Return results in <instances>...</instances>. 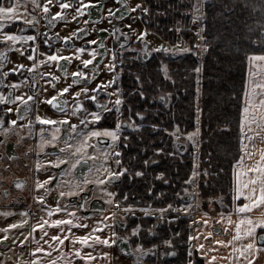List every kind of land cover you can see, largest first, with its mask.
<instances>
[{
  "label": "flooded vegetation",
  "instance_id": "flooded-vegetation-1",
  "mask_svg": "<svg viewBox=\"0 0 264 264\" xmlns=\"http://www.w3.org/2000/svg\"><path fill=\"white\" fill-rule=\"evenodd\" d=\"M17 0H0V3L9 5L16 3ZM63 0H50L51 15L46 19L42 13L41 7L34 8L31 0H21V7H27L28 12L20 11L18 14L23 16V20L12 21L6 23L3 29H0V35L6 31L17 32L18 35H37L36 41H17L12 42L0 41V52L5 49L7 51L4 56L0 57V62L4 63V71L11 68H16L20 63H23L31 68L33 61L29 58L31 52L22 54L21 49H28L29 45L39 44V51L36 53L37 61L44 59L42 53L59 51L60 55L73 53L80 46H86L85 52L82 54L83 59H91L90 52L87 48L95 47L98 52L107 51V55L98 56L93 64L85 66L81 62V57L73 60H64L60 62L45 61L43 65H39L36 69L29 71L21 69L20 72L10 73L7 77L0 76V93H3L8 99L0 100V236L7 237L6 240L0 241V262L2 264H32L36 257L41 258L42 264H47L48 260L55 261V264H64L66 260H71L74 264V259L68 254L72 252L73 241L69 238L64 245L59 248L53 246L50 241L53 235L60 232L59 226L47 225L43 232L40 229L33 227L37 222H43L44 218H48L43 208H48L49 211L59 204L61 211L59 213L52 211L50 219H67L73 217V210L76 215L86 219L103 220L104 223L114 220L115 231L117 236L114 239L118 242V238H122L120 243L128 242L129 253H123L118 243L114 244V250H118L129 260L135 261L137 253L144 250V254L139 257L140 264H187L183 251L188 250V236L192 227V218L198 209H206L201 204L202 201L194 205L188 214H182L179 219L172 217L163 218L153 214H138L142 208L157 209L159 207L142 206L134 204L129 197L126 189L127 177L134 174L132 165L127 160L128 155L134 154L136 149V139L140 140V133L145 127L152 125L150 116L157 115L159 104L167 106L170 99H161L164 94H159L156 91L157 74L161 71L164 76V65H167V75L172 78L175 69V59L187 52H176L173 54L170 51H154L159 47V34L156 31V13L155 8L149 6L147 0H100L99 4L93 0V5L89 7L82 15L76 16V0H69L73 3L72 8L61 9L60 3ZM141 4L142 8L132 11L131 9ZM143 7L150 8L148 13H144L141 18ZM111 9L112 15L109 16ZM63 11L68 17L56 18L55 13ZM36 16L33 25H27L26 21L31 20L32 16ZM76 16V19H72ZM99 17V19H97ZM87 22V23H85ZM131 25V28L127 27ZM77 29L82 31L73 35ZM86 29V31H84ZM107 29L108 31H102ZM112 29L116 31L113 32ZM147 29V41L149 43V51L145 53L144 40L137 41L139 32ZM23 30V31H21ZM128 35L125 36L124 34ZM52 34V35H49ZM70 37L69 41H65L63 37ZM50 40V44H44V40ZM97 40L96 44H89V41ZM162 41H169L161 38ZM105 46L103 49L100 44ZM113 49L117 53L115 61V69L109 71L107 65L113 59ZM57 63H61L67 68L69 75L65 76L62 69L57 68ZM77 67L89 73L88 78H79L80 82L73 85L71 89L63 94L59 99L64 103L60 108H54L52 105L44 102V97H50L54 93L59 92L61 88L72 84V72L77 70ZM96 75L92 78L93 72ZM45 73H53L54 77L59 76L60 79L55 81L53 86L52 80L54 77H45ZM28 77L29 79H25ZM115 77L114 85L107 87L106 92L112 93L109 96L104 92H97V99L100 102H108L107 108L111 111H105L97 107L96 102L84 100V97H73L72 93L81 88L94 89L100 81H109ZM35 80L33 85L32 80ZM49 80L45 83V80ZM13 81H23L18 87L13 88ZM38 86V88L36 87ZM116 89H120V95L123 96V102L119 109L114 107L116 99ZM145 93L146 95H142ZM93 93L89 91L87 96L91 97ZM16 96H24L25 102L21 103L16 100ZM28 96H34L33 100H28ZM85 103V108L90 112H97L101 115L99 121H90L84 125L80 121L84 119L86 112L84 109L75 107L76 100ZM27 105L28 111L25 112ZM12 109V111H7ZM143 113V118L137 115ZM42 115L56 121H62L63 117L68 116L70 120L66 123L57 124L55 126L36 120L37 115ZM16 120V124L12 125L10 121ZM141 124L142 127H133L131 121ZM31 121V124H29ZM121 122L122 126L118 132L120 139L116 142L119 146L121 155L119 157L110 156L107 165L115 172L120 169L127 168V172L123 175L115 177L107 183L114 184L115 196L113 204L116 200H120L119 206L110 205L107 198H103L98 194L95 187V181L89 178V170L95 171L102 179L106 173L103 171L101 159L103 150L107 148L109 152L116 151V145L112 144L110 137H90L89 151L83 160L76 164L75 168H71V163L78 159L77 156L65 151L59 152V148L64 146L66 138L71 135L73 139L70 143L77 144L82 139L81 133L86 134L87 131L93 129L102 130L104 128H115L117 123ZM77 126L76 131L72 130V125ZM155 125V124H154ZM22 126V127H21ZM41 128L45 139H50L52 132L58 129L57 144L41 146ZM5 130L7 132L5 133ZM139 135V136H138ZM179 150V149H178ZM180 151V150H179ZM96 153L98 164L94 166L95 158L92 153ZM182 152V151H181ZM63 159L69 156L63 164H53L49 166L45 163L48 160H56L57 156ZM80 155H84L81 153ZM116 159L122 160V163L117 165ZM39 161L41 167L35 168ZM66 174L61 176L60 173ZM53 177L50 184H45L41 189L35 188L36 180H47V177ZM87 179L89 183L85 186L81 181ZM130 178V177H129ZM50 189V190H49ZM83 189V191H80ZM72 191L74 195L68 196L67 193ZM65 193L60 196L59 193ZM36 194L45 195L46 203L41 204L35 201ZM188 193L182 194V202L195 201ZM129 200V201H128ZM87 203V207L81 208L80 205ZM180 203V204H181ZM180 204L172 205L180 207ZM126 205H132V209L126 210ZM24 210H30L27 215ZM148 211V210H146ZM108 212H114L115 217L108 216ZM11 213V215H4ZM182 218V219H181ZM74 219V217H73ZM24 220L25 224H18V221ZM149 222V223H148ZM17 224L15 228L5 231L8 224ZM182 225L186 231L184 235L187 241L182 239L175 243L176 235L174 228ZM64 235H74V224L65 225ZM72 232H68V228ZM138 227L136 233L132 232L133 228ZM166 227V236L161 241L158 240L159 230ZM146 230V234L145 231ZM182 231V230H181ZM32 233L29 235V233ZM28 237L24 245L19 243V240ZM126 238V239H125ZM171 240L172 244H166L165 241ZM15 242V243H14ZM140 246L138 248L137 246ZM156 246V247H153ZM100 249L106 250L107 245L100 244ZM35 248H50L49 252L33 253ZM124 248V246H123Z\"/></svg>",
  "mask_w": 264,
  "mask_h": 264
},
{
  "label": "trees",
  "instance_id": "trees-1",
  "mask_svg": "<svg viewBox=\"0 0 264 264\" xmlns=\"http://www.w3.org/2000/svg\"><path fill=\"white\" fill-rule=\"evenodd\" d=\"M200 1L202 44H207L208 48L197 51L193 30L198 23L193 19L196 0H147L149 6L155 8V28L159 36L176 41L180 35L182 41L188 40L192 51L175 59L172 78L158 71L157 93L166 96L172 93V96L167 106L159 104L157 115L150 116L151 127H143L139 134L141 139H136L134 154L128 155L134 174L127 177V198L134 204L163 207L182 202V194L189 187L187 180L194 169L193 153L187 149L179 151L170 132L177 125L182 132L194 128L198 107L201 109V204L204 208L219 210L222 207L215 199L208 204L210 197L219 193L228 195L225 190L232 181V165L239 155L237 133L247 59L252 53H264V0ZM139 172L143 175H138ZM229 195L231 198L232 193ZM230 198L224 199L226 203ZM165 228L158 232L160 241L166 236ZM174 230L176 245L182 239L187 241L182 225ZM143 231L146 234V230Z\"/></svg>",
  "mask_w": 264,
  "mask_h": 264
},
{
  "label": "snow or ice",
  "instance_id": "snow-or-ice-1",
  "mask_svg": "<svg viewBox=\"0 0 264 264\" xmlns=\"http://www.w3.org/2000/svg\"><path fill=\"white\" fill-rule=\"evenodd\" d=\"M100 0H95L96 4H99ZM31 3L33 5L34 8L36 7H41L42 8V13L44 14L45 18L47 19L50 15H51V10H50V0H31ZM76 3L78 4V7H76V16H80L82 15L89 7H91L93 5V0H76ZM74 6L73 3H70L69 0H63V2L60 3V8L63 9H67V8H72ZM142 8L141 4H137L135 5L131 10L135 11L137 9ZM20 11H24V12H28V8L27 7H21V0H17L16 3H10L9 5L0 3V29H3L5 27L6 23H10L12 21H18V20H23L24 17L20 16L18 13ZM150 11V8L148 7H143L142 9V13H141V18L143 17L144 13H148ZM113 13L111 11V9L109 10L108 15L111 16ZM56 18H65L67 19L68 17L65 15V13L63 11H58L55 14ZM76 16H73L72 19H76ZM199 18V13L197 12L196 15L193 16L194 20H197ZM97 19H99V17H97ZM36 20V16H32L31 20H27L26 24L27 25H33L34 22ZM87 23V22H85ZM127 27L131 28V25H128ZM23 31V30H21ZM82 31L81 29H77L76 32L73 33V35H76L77 32ZM86 31V29L84 30ZM102 31H108L107 29H104ZM113 32H115V29H112ZM199 31V30H198ZM147 29H145L144 31L139 32V34L137 35V41H140L141 39L144 40V48L143 51L145 53H148L149 51V43L147 41ZM52 35V34H49ZM125 36H127L128 34L125 33ZM38 39L37 35L32 34V35H18L17 32H11V31H6L4 32L2 35H0V41L3 42H12L13 44L17 41H36ZM63 39L65 41H69L70 37L65 36L63 37ZM201 39H203V37H201ZM98 41L97 40H93V41H89V44H96ZM44 44H50V40H44L43 41ZM100 47L103 49L105 46L103 45V43L100 44ZM197 47H200V45L198 44ZM203 47L205 49L208 48L207 44H203ZM86 50V46H80L76 49L75 52L73 53H68L65 55H60L59 51L57 50L55 52H44L42 53V55L44 56V59L37 61L36 58V53L39 51V44H33V45H29L28 49H21V53L22 54H27L29 51L32 53L31 56L29 57L33 63L31 64V68L29 69L27 65L20 63L18 67L16 68H11L8 69L7 71H4L5 65L4 63L0 62V76L3 77H7L10 73H17L20 72L21 69H28L29 71L36 69L39 65H43L45 63V61H55V62H60V61H64V60H73L75 58H77L78 56L81 57V62L83 65L88 66L93 64V61L96 60V58L98 56H105L107 55V51H102V52H98L97 49L95 47L92 48H87V51L90 52L91 55V59H83L82 54L85 52ZM7 51V49H5L3 52H0V57L4 56V53ZM154 51H170L173 54H175L176 52H191L192 49L191 48H184V47H173L171 49H166L163 45H160L157 49H154ZM197 55H199V53H197ZM117 53L115 51V49H113V59L112 61L109 62V64L107 65L109 71H113L115 69V61L117 60ZM249 61H253V60H261L264 61V54H260V55H250L248 57ZM57 68L62 69L63 73L65 76L69 75L67 68L63 67V65L61 63H57ZM257 67H262L261 65H257ZM164 70H165V74H167V65H164ZM199 67L196 69L197 74H199ZM72 76V84L71 85H67L64 88H61L59 90V92L54 93L52 96L50 97H44V102L48 103L50 105H52L54 108H60L61 104L64 103L62 101H59L58 98H60L63 94L67 93L71 87L73 85H76L80 82L79 78H88L89 77V73L87 71H83L81 68L77 67V70L75 72H72L70 74ZM96 75L95 71L93 72L92 78H94ZM250 76L252 75H256V73H249ZM45 77H54L53 73H45L44 74ZM25 79H29L28 77H25ZM60 77L59 76H55L54 79L52 80L53 86H55V81L59 80ZM49 80H45V83H48ZM20 83H23V81H13L12 83V87H18ZM33 85H35V80H32ZM115 83V77H113L111 80L105 82V81H100L99 83L96 84L94 89H89L87 87L85 88H81L76 92L72 93L73 97H84V100H91L96 102L97 107L105 110V111H111L112 109L107 108V103L108 102H100L97 99V92H104L105 94L111 96L113 95L112 93H107L106 89L108 86L110 85H114ZM38 88V86H36ZM259 88L261 90H264V82H262L259 85ZM257 85L252 84L251 86V92H249L248 89H245L244 91V96H245V105L243 108V117L241 120V128L244 131H247V126L249 124L252 123H257L259 126L264 127V98L259 99L258 103H254V100L257 96H264V91L261 92H257ZM91 91L93 93V95L91 97L87 96V93ZM199 91V90H198ZM120 93V89H116V99L114 101V107L119 109V106L122 104L123 102V96L119 94ZM142 95H146L145 93H142ZM167 96H171V94H167ZM167 97L162 96L161 99H166ZM8 99L7 97L4 96L3 93H0V100H6ZM16 100L20 101L21 103L25 102V98L24 96H16L15 97ZM34 96H28V100H33ZM75 107L77 109H84L86 112V115L84 117L83 120L80 121L81 125H84L90 121H99L101 119V115L95 111L93 112H88L87 109L85 108V103L81 102L79 99L76 100L75 102ZM7 111H12V109H7ZM25 112L28 111L27 105L25 106L24 109ZM197 111L200 112L201 109L197 108ZM138 116H140L141 118H143V113H137ZM36 120L38 121H42L45 122L47 124H51L53 126L62 123H66L70 120V118L68 116L63 117L62 121H56V120H52L50 118H47L45 116L42 115H37L36 116ZM10 123L12 125L16 124V120H12L10 121ZM133 127L135 128H140L142 127L141 124H136L134 123V120L131 121ZM199 123V121H198ZM3 124V121H0V125ZM29 124H31V121H29ZM122 126L121 122H118L116 127L113 128H104L102 130H97V129H93L91 131H87L86 134H84L83 132L81 133V135L83 136V139L77 143V144H73L70 143L69 141H71L73 139V137L71 135H69L64 143V146L62 148H59V152L63 153L65 151L69 152L70 154H73L75 156L78 157V159H75V161L73 163H71V168H75L76 164H78L80 162V160H83L87 153L89 151H91L90 147H89V138L90 137H110L112 144L116 145V142L120 139V137L118 136V132L120 131V128ZM22 127V126H21ZM72 130L76 131L77 126L75 124H73L72 126ZM154 127H158V126H154ZM179 130V126H176V129L173 131H178ZM41 146L43 148L44 145H56L57 144V133H58V129H56L55 131L52 132L51 138L50 139H45L44 138V129L41 128ZM166 131H169L166 129ZM200 129L197 128L195 131L193 132H187L186 135L187 137L192 141L193 144L196 143V140L194 139L195 136L199 133ZM7 132V130H5V133ZM170 134H173V132H170ZM243 139H241V147L242 149H244V152L241 155V159L240 161H237V164H240L241 161L245 158V156H247L249 159L252 158V153H249L247 151L248 145L243 143ZM250 139V137L248 138ZM157 152L162 151V149H156ZM81 153H84V155H80ZM121 155L119 146L116 145V151L114 153L109 152V150L107 148H105L103 150V157L101 159V163L103 164V171L106 173V175L103 176V178L101 179L99 175L96 176L95 179V183L97 185H100V191L104 192L108 195L109 197V203L112 202L114 196L116 195L115 193L109 192L107 188L104 187L105 181H110L111 179H115V177L123 175L124 173L127 172V168L124 169H120L118 171L113 172L110 167H108L107 165V161L109 159L110 156L112 157H119ZM93 158H96V153L93 152L92 153ZM69 156H65L63 159L60 158V156H57L56 160H48L45 161L46 164H48L49 166L56 164V165H60L63 164L65 162V160H68ZM116 164L119 165L122 163V160L120 159H116ZM145 163H147V161H145ZM41 167V164L39 163V161H37L35 168L39 169ZM92 170L90 169L89 172H91ZM207 171V170H205ZM244 172H249V173H253L252 175L249 176L247 182H240L238 184L237 187H235L233 189V209L235 211H238L239 213H244V215L241 216V219L239 222H237L236 224V228L235 231L237 233V236L233 237L232 240H223V239H216L213 241L214 244H218V245H224V244H233L234 241L239 238V236L243 235V236H247V237H253L255 236V239H249V243L246 245V247L244 248H233L231 249L232 252H239L240 256H244L245 259H248V256L251 257V259H248V264H253V261L257 258L258 254L260 251L264 250V235H257L256 230L258 227H264V215H261L259 217H254L252 215H249L248 213L251 212L252 209H256V208H264V149H262L260 151L259 154V160L256 161L253 164V167L251 169L245 168L243 169ZM65 172H61L60 175L63 176L65 175ZM138 175H143L142 172L137 173ZM200 173L196 170V168L194 167L193 171H192V176L189 178V180H191L192 178L198 176ZM161 176H163V173L160 174ZM53 181V177L49 176L47 177V180L45 181H41L39 179L36 180L35 183V188L37 190L41 189L45 184H50V182ZM85 186H87V184L89 183V181L85 178L81 181ZM50 190V189H49ZM80 191H83V189H80ZM185 191H187V189H185ZM60 196H64L65 193L61 192L59 193ZM68 196H72L74 195V193L72 191H69L67 193ZM240 197H246L247 202L243 203V204H238L236 203V201L238 200V198ZM35 201L40 202L42 205L46 203V196L45 195H40V194H36L34 196ZM115 203L117 204V206L120 205L121 201L120 200H116ZM221 206H223L221 204ZM81 208L87 207V203H83L80 205ZM132 205H126V210H131L132 209ZM168 208L171 209L172 205L169 204ZM180 208L183 210V212L185 214H188L192 208V205L189 204L187 206L184 205H180ZM42 210L44 212H46L47 217L48 218H44L43 222H37L35 223L34 227H33V231H35V229H40L41 232H43V229L47 226V225H52V226H59L60 227V232L57 233L56 235H53L51 237V241L50 243L59 248L61 245H64L66 240H68L69 238L73 241V249L72 252H70L68 255L70 257H72L73 259H75V256H81L85 261L91 262L93 257L91 255H84L82 253V250L80 247H75V243L76 242H80V244L83 245H89L91 246V244L94 241H99L104 245H113L115 244L117 241L115 239H111L109 237H101L99 235H95L97 228H93L92 229V233L91 234H84V235H73V236H65L64 233V227L65 225H72V224H78L79 219H81L80 217H76L75 219H73V217H75V210H73V217H69L67 219H50L52 216V211H55L57 213L61 212V211H66L64 209H61V207L59 206V204H57L52 211H49L48 208H43ZM30 210H24V214L27 215L28 212ZM161 213L164 212V209L160 210ZM4 215H11V213H4ZM108 217H115V213L114 212H108V216L104 217V220H107ZM205 217H209L208 219H205ZM172 219H179V217H172ZM220 222H224L227 224L231 223V220H227L225 221V217L224 215H220L219 217ZM113 222H115L113 220ZM196 222H200L203 225H215L216 220L215 218H211V214L208 211H205L203 213L202 216L197 217L196 221H193V223ZM18 224H25L26 221L21 220L17 222ZM98 227H105L106 225L104 224V221H97L96 222ZM241 224H246V227L242 230L240 225ZM17 226V224H8L6 229H4L5 231H7L8 229H12L15 228ZM80 227H84V225H79ZM225 231H227L228 229L225 228ZM138 231V227L133 228L132 232L136 233ZM220 231L219 228L213 227L211 230H208L207 228L204 229V232L206 233V236L204 237L205 239L213 237L214 234L216 232ZM68 232L71 233L72 229L69 227L68 228ZM32 233L30 232L29 235H31ZM110 236L115 237L117 236L116 233H110ZM201 237V232L198 231L195 234V237L193 236H189V240L191 241L192 239H196V238H200ZM7 237L5 236H0V241L6 240ZM28 239V237H25V239L19 240V243L21 245H24L26 240ZM126 239V238H125ZM257 241H259V243H257ZM15 243V242H14ZM166 244H172L171 240H167L165 241ZM138 248H140V246H137ZM156 247V246H153ZM196 248L200 249V254L201 256H205L206 253L204 252V248L205 245L204 244H196L195 245ZM215 250V249H213ZM33 253H37V252H49L51 251L50 248H35L32 250ZM123 252H126L127 249H122ZM189 255H191L193 253V249L190 247L189 248ZM247 252L248 256H245V253ZM144 254V250L141 249V251L139 253H137V259L134 261V264H140V259L139 257L142 256ZM102 255L107 256V253H102ZM218 257L215 255H210L207 256V260H208V264H215V262L217 261ZM0 264H2V262H0ZM16 264H20L19 261L16 262ZM32 264H42L41 258L39 256L36 257V260L32 262ZM47 264H55V261L53 260H48ZM64 264H72L71 260H66L64 262ZM187 264H196L195 261H193L192 259H189L187 261Z\"/></svg>",
  "mask_w": 264,
  "mask_h": 264
},
{
  "label": "crops",
  "instance_id": "crops-1",
  "mask_svg": "<svg viewBox=\"0 0 264 264\" xmlns=\"http://www.w3.org/2000/svg\"><path fill=\"white\" fill-rule=\"evenodd\" d=\"M161 38V37H160ZM264 53H252L250 55H260ZM249 55V56H250ZM248 56V57H249ZM257 65H261L262 67H257ZM256 73V75L250 76L249 73ZM264 82V61L261 60H253L249 61L247 59V69H246V76H245V89H248L249 92H251V86L252 84L257 85L256 91L259 93L261 90L259 88V85ZM244 91L242 95V104L240 108V120H239V133H240V141L242 138L243 143L248 145L247 151L249 153H252V158L249 159L247 156L241 161L240 164H235L232 169V196L228 203L224 200L223 209L216 210L212 207L206 208V209H198L194 213V216L192 218V227L189 232V236L195 237V234L200 231L201 237L189 240L188 236V250L191 247L193 249V253L189 255V251L183 252L185 260L192 259L196 262V264H208L207 256L215 255L218 257L215 264H248V259H251L250 256H248L247 252L245 253V256H248V259H245L244 256H240L239 252H232L231 249L233 248H244L249 243V239H255L256 237H247V236H239L233 244H224V245H218L214 244L213 241L216 239H223V240H232L233 237L237 236V233L235 231L237 222L240 221L241 216L244 215V213H239L238 211H235L232 207L233 205V189L238 186L240 182H247L250 175L253 173L244 172L243 169L248 168L251 169L253 167V164L259 160V154L262 149H264V127L259 126L257 123H252L247 126V131L242 130L241 128V120L244 115L243 108L245 105V96ZM264 98V96H257L254 100V103H258L259 99ZM250 137V139H248ZM241 153L239 160L241 159V155L244 152V149L241 147ZM193 194V193H188ZM194 198V194H193ZM196 201V200H195ZM194 201V202H195ZM247 199L246 197H240L236 201L238 204L246 203ZM197 201L194 205H197ZM192 206V207H193ZM205 211L210 212L211 218H215L216 223L215 225H203L200 222L193 223V221L197 220V217H200L203 215ZM249 215H252L254 217H259L261 215H264V208H256L252 209ZM220 215H224L225 221L231 220L230 224L220 222L219 217ZM80 217V216H78ZM79 219L77 227L75 228L74 235H84V234H91V230L93 228H97V231L95 235H99L101 237H109L111 239H114V237L110 236V233H114L115 231V223L110 220L107 223L105 227H98L96 222L98 220L96 219H86L82 218ZM209 217H205V219H208ZM79 225H84V227H80ZM213 227L219 228L220 231L216 232L213 237L205 239L206 233L204 232V229L207 228L208 230H211ZM241 229L243 230L246 227V224L240 225ZM227 228L228 230L225 231L224 229ZM107 230V232H106ZM106 233V234H104ZM257 235H264V227H258L256 230ZM99 241H94L91 246L83 245L81 246L80 242L75 243V247H80L82 250V253L84 255H91L93 257L91 262L85 261L81 256H75L74 264H113L114 260L112 262V256L115 253L114 250V244L113 245H107V249L103 250L99 247ZM259 243V241H257ZM196 244H204V252L206 253L205 256H201L200 249L196 248ZM215 249V250H213ZM102 253H107L108 255H102ZM115 264V263H114ZM253 264H264V250L260 251L257 258L253 261Z\"/></svg>",
  "mask_w": 264,
  "mask_h": 264
},
{
  "label": "rangeland",
  "instance_id": "rangeland-1",
  "mask_svg": "<svg viewBox=\"0 0 264 264\" xmlns=\"http://www.w3.org/2000/svg\"><path fill=\"white\" fill-rule=\"evenodd\" d=\"M193 11H194V15H196L197 12L199 13V18L197 20H195L198 23H195L194 26H193L194 34L197 37V41H196L197 43L195 44L196 45L195 48L197 49V51H199V50H201L203 48V44H202L201 37L204 38V34L202 32V23H201V20H202L201 17H203L202 16V3H201L200 0H196V4L194 6ZM158 44H159V46L160 45H163L166 49H171L173 47H178V48L179 47H184V48H190L191 47V44H189L188 40L182 41V38H181L180 35L177 37V40L176 41H169V44H168V42L162 41L161 38H159V43ZM198 44L200 45V47H197ZM196 49H195V51H196ZM165 75L168 76L167 74H165ZM197 79H199V78H197ZM196 92H197V100H198L199 99V93H200L199 82L197 83V86H196ZM170 94L172 96V93H170ZM171 96H167V98L170 99ZM156 111H158V109ZM200 114H201V112H198L197 109H196V126L194 128H192L191 130L187 131V132H193L197 128L200 129V127H199ZM198 121H199V123H198ZM143 126H145V125H143ZM152 129H153V126H152ZM175 129H173V130H175ZM173 130L171 131V132H173V134H171V140H172L173 144H177V142H181V143L184 144V149H187V150L192 151V153H193V160H194V167L200 173L198 176L192 178L191 180H189V178L192 175L188 178L187 181L189 183V187L186 188L187 191H185V193H193L194 194V199L196 201L197 200H200V198H202L201 192L199 190V179H201V172H202V170L199 169V167H200V164H199V162H200L199 153H200V145H201L200 131H199V133L194 138L196 140V143L193 144L192 141L187 137V135H186L187 132H182L180 129L178 131H173ZM240 149H241V141H240V133L238 131V133H237V150H238V154L239 155H238L237 160H235V162L233 163L232 167L239 160L240 153H241V150ZM93 164H94V166H96L98 164V160L96 158H95V161H94ZM204 174H205V176H208V173L205 170H204ZM96 176H97V173L95 171H91L89 173V178L91 180H93V181H95ZM104 187L107 188L109 192L115 193L114 184L105 182ZM231 188H232V181L229 184L228 188L225 190V192L228 193L227 197H226L225 194L219 193L216 196L210 197V199L208 201V204L211 203V201H213L212 198L215 199L217 202H219V204H222V205L225 204V203H223V201L226 198H230L229 193L230 192L232 193V191H230ZM95 189H96V191L98 192V194L100 196H102L103 198L105 197V198H107L109 200L108 195L106 193L100 191V185H97L95 187ZM113 200H114V198H113ZM113 200H112L111 203H109L110 205H115V203L113 204ZM195 202L188 201V202H183L180 205L187 206V205L191 204L193 206V204H195ZM197 203H199V202L197 201ZM161 209H164V212L163 213H161V211H160ZM221 209H223V207ZM146 210H148V211H146ZM138 214H141V215H144V214L145 215L146 214H153L155 216L158 215L159 218L160 217L168 218V217H179V216H182V214H185V213L178 206H174V208L169 209L168 208V205H166V206L159 207V208L153 209V210H152V207L150 209L142 208L141 211L138 212ZM76 217H78V216L76 215V212H75L74 219ZM76 227H77V224H74V232H75V228ZM106 232H107V230H106ZM90 233H92V230H91ZM104 234H106V233H104ZM88 246L89 245H87V247ZM113 260H114V263L115 264H134V261L129 260L126 256H124L123 254H121L118 250H116V252L112 256V262H113Z\"/></svg>",
  "mask_w": 264,
  "mask_h": 264
},
{
  "label": "water",
  "instance_id": "water-1",
  "mask_svg": "<svg viewBox=\"0 0 264 264\" xmlns=\"http://www.w3.org/2000/svg\"><path fill=\"white\" fill-rule=\"evenodd\" d=\"M177 147H178V149L180 150V151H182L183 149H184V144L183 143H181V142H178L177 144ZM193 197V194H189V196H186L185 197V199H190V198H192ZM120 240H122V238L120 237V238H118V246L120 247V249L122 250V249H127V251L126 252H123V253H126V254H128L129 253V249H128V247H129V245H128V242L127 241H124L122 244L120 243ZM123 246H124V248H123Z\"/></svg>",
  "mask_w": 264,
  "mask_h": 264
}]
</instances>
